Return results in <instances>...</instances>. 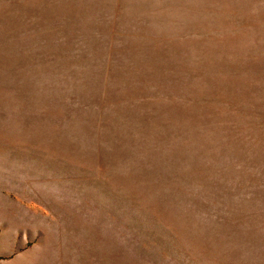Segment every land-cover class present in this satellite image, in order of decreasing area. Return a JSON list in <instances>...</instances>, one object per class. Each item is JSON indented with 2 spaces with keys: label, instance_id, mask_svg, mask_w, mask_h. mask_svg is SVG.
I'll return each mask as SVG.
<instances>
[{
  "label": "rangeland",
  "instance_id": "rangeland-1",
  "mask_svg": "<svg viewBox=\"0 0 264 264\" xmlns=\"http://www.w3.org/2000/svg\"><path fill=\"white\" fill-rule=\"evenodd\" d=\"M0 264H264V0H0Z\"/></svg>",
  "mask_w": 264,
  "mask_h": 264
}]
</instances>
